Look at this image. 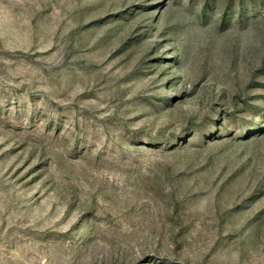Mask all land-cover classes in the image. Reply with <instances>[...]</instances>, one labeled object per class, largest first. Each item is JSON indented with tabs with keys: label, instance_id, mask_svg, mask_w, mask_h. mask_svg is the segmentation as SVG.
Returning <instances> with one entry per match:
<instances>
[{
	"label": "rangeland",
	"instance_id": "1",
	"mask_svg": "<svg viewBox=\"0 0 264 264\" xmlns=\"http://www.w3.org/2000/svg\"><path fill=\"white\" fill-rule=\"evenodd\" d=\"M0 264H264V0H0Z\"/></svg>",
	"mask_w": 264,
	"mask_h": 264
}]
</instances>
